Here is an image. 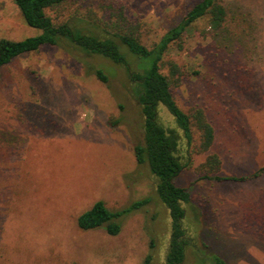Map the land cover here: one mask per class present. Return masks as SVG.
Returning <instances> with one entry per match:
<instances>
[{
    "label": "rangeland",
    "instance_id": "1",
    "mask_svg": "<svg viewBox=\"0 0 264 264\" xmlns=\"http://www.w3.org/2000/svg\"><path fill=\"white\" fill-rule=\"evenodd\" d=\"M125 5L152 45L200 0H76V8ZM226 17L194 22L165 61L182 74L173 94L185 111L201 107L215 130L208 152L191 151L192 164L174 179L191 193V228L205 256L225 264H264V0H221ZM40 33L14 0H0V38ZM102 68L103 83L94 74ZM162 71L169 73L168 66ZM142 118L124 69L67 45H44L6 64L0 75V264H164L171 217L155 178L138 163L134 144ZM209 153L217 173L201 170ZM259 175L253 176L256 173ZM247 177L246 179H233ZM150 201L122 219L121 231L83 230L77 217L98 200L112 210ZM187 217L185 218V222ZM153 244V245H152ZM189 249L185 264H212Z\"/></svg>",
    "mask_w": 264,
    "mask_h": 264
},
{
    "label": "trees",
    "instance_id": "2",
    "mask_svg": "<svg viewBox=\"0 0 264 264\" xmlns=\"http://www.w3.org/2000/svg\"><path fill=\"white\" fill-rule=\"evenodd\" d=\"M74 1L14 0L25 22L40 33L22 40L0 38V75L2 68L15 57L44 45H67L120 65L142 118L143 138L134 144L136 160L146 165L154 176L156 194L170 212V239L164 264H185L190 248L202 253L201 257L208 258V263L225 264L218 255L211 258L204 255L198 235L188 222L191 193L187 187L174 182L181 171L192 164L194 134L198 135L195 151L208 152L215 141V130L201 107L185 111L178 105L173 87L179 85L182 71L176 62L164 60L171 45L177 43L180 47L184 32L199 19L208 16L212 27L219 28L226 17L225 6L221 0H200L177 25L149 46L143 41L141 23L128 15L125 5L115 1L102 4L101 11L76 8L63 18L47 13L48 9L62 10ZM166 65L168 74L162 71ZM94 74L103 83L109 82L102 68H96ZM220 167V157L209 153L201 170L206 178L226 179L217 174ZM256 175L259 173L253 176ZM149 201L146 197L112 210L98 200L79 214L77 223L83 230L103 227L109 234L116 235L121 231L123 217ZM152 259L148 254L142 264H150Z\"/></svg>",
    "mask_w": 264,
    "mask_h": 264
}]
</instances>
